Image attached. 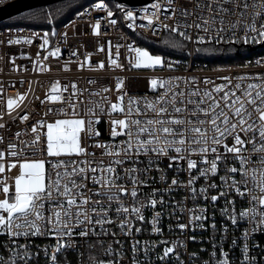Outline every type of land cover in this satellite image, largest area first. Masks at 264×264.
Masks as SVG:
<instances>
[{"label":"snow or ice","instance_id":"snow-or-ice-1","mask_svg":"<svg viewBox=\"0 0 264 264\" xmlns=\"http://www.w3.org/2000/svg\"><path fill=\"white\" fill-rule=\"evenodd\" d=\"M114 7L124 21H131L128 28H137L133 9L121 3ZM90 10H103L107 18L114 17L106 0H97L76 16L88 15ZM140 11V19L147 23L139 28L153 35L160 29L181 38L163 41L171 48L183 49L185 42L212 43V48L196 47L194 51L215 52L222 50L216 47L220 45L264 44V0H152ZM48 16L52 18L51 13ZM104 19L96 18L91 24L94 35L100 36ZM106 23L115 26L117 20ZM48 37L45 32L40 48H47ZM21 41L33 42L21 35L9 38L7 44ZM114 47L113 54L112 41L99 44L98 51L105 52V58L93 62L92 53H84L75 62L76 68L152 70L146 77L150 96L131 95L126 78L120 75L110 84L101 83L99 77L88 78L84 85L75 79L66 83L57 79L42 99L35 97L46 109L39 112L24 103L33 91L30 81L25 92L6 93L0 84V264H39L41 254L46 264H62L61 253L79 251L80 242L87 240L93 241L88 244L93 255L84 262L79 253L81 264H154L150 253L158 246L161 250L155 260L159 264H173V258L175 264H185L180 251L183 248L187 253L184 241L141 242L134 234L143 228L136 225L150 223L152 233H162L160 221L168 206V215L176 216L175 228L184 232L211 227L214 234L220 232L222 245L229 224L217 229L215 212L211 225L207 223L208 205L215 207L221 200L220 215L234 230L241 222L247 225L241 230L242 241L235 236L231 240V245L241 249L240 264H264V258L250 254L252 248L260 247L251 243L252 234L264 233V56L240 64L238 71L218 67L212 78L171 74L179 61L154 54L135 40ZM121 47L127 51V65L119 62ZM60 55L59 46L43 58L37 52L34 70L50 72L45 62ZM15 60L13 56L11 63L19 69ZM60 67L71 71L70 62ZM158 67L170 74H157ZM105 117L106 140L101 139L98 127ZM173 170L169 179L168 172ZM153 172L159 173L166 187L151 183ZM181 173L187 174L186 180L179 179ZM174 189L185 190L183 201L165 200ZM189 198L193 207L187 206ZM149 208L153 210L150 220L144 215ZM177 210L187 213V222H180ZM111 226L131 238L130 256L118 239L119 248L112 243L105 246V238L117 236L109 230ZM49 236L55 238L54 244L41 247L33 243V238ZM203 251L187 253L189 264H233L231 246L225 251L213 241L207 260L201 259Z\"/></svg>","mask_w":264,"mask_h":264},{"label":"built area","instance_id":"built-area-1","mask_svg":"<svg viewBox=\"0 0 264 264\" xmlns=\"http://www.w3.org/2000/svg\"><path fill=\"white\" fill-rule=\"evenodd\" d=\"M10 0H4V3ZM106 3L109 4V7L114 11V17L117 20V25L112 26L106 23L107 18L106 12L103 10H90L88 15L83 17H77L76 14L63 23L58 30L55 32L51 39H49V45L46 49L40 48V44L43 42V34L44 32L38 29H34L32 27L22 26V25H13L0 27V84H3L5 87L6 93H15L16 91L25 92L28 90V82H31L33 91L28 93V97L25 100V104L28 106L29 110L33 108L38 109L39 112L46 110L43 105L39 104V101L35 100L36 96L44 97L50 89L51 83L57 79L61 80L62 83H66L69 80L75 79L79 82L80 85H84L85 81L88 78H100L101 83L110 84L114 81L115 77L120 75L126 78L128 82V86L130 89L131 95H151V89L146 87V77L152 72V70H141L136 68H129L126 71H121L119 69L115 71H102V72H92L85 70H78L75 66V62L78 60H82L84 53H92L91 59L93 62L104 59L106 53L98 51L99 44H104L106 41L110 40L113 44V54L115 53V45L120 44L124 45L125 43H129L132 40H135L139 46L148 47L151 52L154 54H163L167 59L179 61L178 67H176L171 74L175 75H186V74H198L200 76L208 75L212 78H215L216 73L213 71L218 67L222 68H231L233 70L238 71V66L246 61L254 60L257 57L264 56V50L257 51L249 56L242 58L238 62L224 64V65H216V66H208L206 62H201L197 59V54L194 49L197 47V44L192 42H185V47L183 52L180 55H172L169 53H165L161 50L159 44L164 36L166 31L157 29L158 35H153L152 32L148 29H141L138 27L139 24L144 23L146 21H142L140 19L141 9L144 7H149L152 3V0H148L145 3L141 4H124L126 7L133 9L136 12L137 19L135 21L137 28L130 29L127 27L128 23L131 21H124L122 13L117 11L114 7L115 4L121 3L115 0H107ZM90 4L93 2H89L87 5L83 6L78 12H83L85 8H88ZM123 4V3H121ZM163 11V10H162ZM105 17L101 22V34L100 36H96L91 31V24L95 22L96 18ZM163 19V17H162ZM167 22V21H164ZM72 23L76 26L72 27ZM67 33V36L64 37L61 33ZM32 33H36L35 36H32ZM29 36L32 39L31 44L24 43L21 41L20 44L8 45L7 40L9 38H15L18 36ZM212 44V43H210ZM258 47H263L261 44H256ZM59 46L61 48V55L59 57H49V59L45 62L51 67L50 72H38L34 70L32 61L36 60V53L39 52L41 58L45 55L46 52H50L53 47ZM76 51L77 56H71V52ZM121 58L119 60L120 63L127 65V51L124 47H121ZM22 53H27V55H22ZM191 53V54H189ZM15 56L16 65L20 66L19 69H14L11 58ZM65 62L71 63V71L64 72L61 69V65ZM39 65H37L38 67ZM157 74L167 75L170 74L169 70L165 68H157L155 69ZM107 77V80L104 79ZM23 81V82H22ZM115 99L113 95L111 97ZM15 127V126H13ZM101 130L102 136L101 139H109L108 137V124L107 117H105L101 123L98 125ZM91 143V141H88ZM97 155L99 152L97 150ZM164 164H161V167H164ZM12 174H15L14 171ZM174 174L173 171L168 172L169 179ZM152 175L155 177L151 183L156 187H166V185L162 184L159 180V173L153 172ZM179 179L186 180L187 174L181 173ZM203 183V181H201ZM199 185H197L198 187ZM144 191H149L148 188H144ZM186 192L184 189H174L170 194L165 195L166 201L176 200L183 201ZM202 204L203 201H200ZM224 201H219L218 204L213 207V205H208V216L209 220L207 223L211 225L212 223V214L215 212V221L217 225V229L222 228L223 223L229 224V231L227 233V239L222 243H220V232L217 231L214 234V231L211 227H207L205 229L193 228L185 230L181 232L177 228H175L176 216H169L168 213L171 211V208L166 206L165 214L161 218L160 226L162 227V233H152L151 232V224L150 223H139L136 226L142 227L143 231L141 233H135V238L143 241H159L163 239H167L169 241L172 240H182L187 244V253H191L193 251L199 252L201 249H205L206 251L200 252L201 259L207 260L209 258V253L212 251V242L215 241L217 243V247H223L225 251L230 250V246L232 249L230 259L233 261V264H240L242 259L241 249L236 245H231V240L233 236L241 237V230L247 225L244 222H241L238 229H233L230 225L229 221H226L219 212L220 207H222ZM188 207H193L191 199L187 203ZM159 210V208L157 209ZM152 209L149 208L145 211L144 215L147 219H151ZM176 215H180V222H187L188 215L187 213L180 214L177 210ZM173 225L172 229L169 230V225ZM110 231H114L117 233L115 238L108 237L105 238V246L108 243H112L114 248H119L120 245L115 243V240L118 239L123 243V252L130 256V248L131 238L125 237L122 233H120L119 229L115 226H111ZM195 235V240H190L188 237L191 235ZM2 239V238H0ZM242 241V237H241ZM23 242V241H21ZM33 243L35 245H39L41 247L46 246L48 244H54V237H38L33 238ZM93 243L92 240L81 241L79 244V251L69 250L67 253H61L60 258L63 264V261L66 260L68 264H81V257L79 253H83V261L87 262L89 257L93 255L92 252L88 250V244ZM252 244H259L260 247H254L250 250V254L256 256L257 259L264 258V251H261V248H264V233H253L251 238ZM161 248L158 246L154 252L150 253L153 258L154 264H159V261L155 260V254L160 252ZM182 254V259H184L185 264H189L190 257L185 253L183 248L180 249ZM0 254H3L0 252ZM96 254H102L100 250H96ZM141 258H143V253L140 254ZM35 264V262H34ZM39 264H46V258L43 254L40 255ZM173 264H175L173 258Z\"/></svg>","mask_w":264,"mask_h":264},{"label":"trees","instance_id":"trees-1","mask_svg":"<svg viewBox=\"0 0 264 264\" xmlns=\"http://www.w3.org/2000/svg\"><path fill=\"white\" fill-rule=\"evenodd\" d=\"M89 2L90 0H62L46 6L35 7L0 22V27L13 25L32 27L34 29L43 31L44 33L48 32V38L51 39L53 37L51 34L53 30L56 32L63 23L73 17L83 6L87 5ZM48 13H51V19H49ZM170 38L176 40L181 39L174 34L172 37H170L168 32L165 33L159 44L161 50L172 55H180L184 48H171L163 43L164 40ZM197 47L212 48L213 44L206 43L204 45H197ZM216 47L222 50L215 52H196L197 59L201 62H206L208 66L224 65L238 62L242 58L249 56L252 53L264 50V46L258 47L256 44H232L220 45Z\"/></svg>","mask_w":264,"mask_h":264},{"label":"water","instance_id":"water-1","mask_svg":"<svg viewBox=\"0 0 264 264\" xmlns=\"http://www.w3.org/2000/svg\"><path fill=\"white\" fill-rule=\"evenodd\" d=\"M62 0H10L3 4H0V22L20 14L26 10L46 6L55 2H59ZM117 2H121L123 4H141L145 3L148 0H115ZM263 45V44H261Z\"/></svg>","mask_w":264,"mask_h":264},{"label":"rangeland","instance_id":"rangeland-1","mask_svg":"<svg viewBox=\"0 0 264 264\" xmlns=\"http://www.w3.org/2000/svg\"><path fill=\"white\" fill-rule=\"evenodd\" d=\"M106 1H107V0H106ZM90 2H91V3H92V2L95 3V2H97V0H90Z\"/></svg>","mask_w":264,"mask_h":264},{"label":"bare ground","instance_id":"bare-ground-1","mask_svg":"<svg viewBox=\"0 0 264 264\" xmlns=\"http://www.w3.org/2000/svg\"><path fill=\"white\" fill-rule=\"evenodd\" d=\"M253 54V53H252Z\"/></svg>","mask_w":264,"mask_h":264}]
</instances>
